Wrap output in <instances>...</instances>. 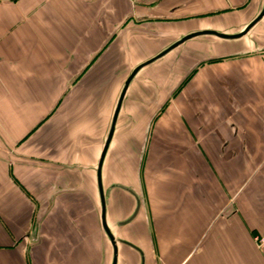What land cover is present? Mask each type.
Wrapping results in <instances>:
<instances>
[{
    "label": "crops",
    "instance_id": "1",
    "mask_svg": "<svg viewBox=\"0 0 264 264\" xmlns=\"http://www.w3.org/2000/svg\"><path fill=\"white\" fill-rule=\"evenodd\" d=\"M263 7L0 4V264H112L97 168L128 76L188 35L241 33ZM208 37L128 87L100 179L116 264H264V16L239 40ZM142 106L140 132L121 138L127 109ZM118 186L140 200L126 225L136 201Z\"/></svg>",
    "mask_w": 264,
    "mask_h": 264
},
{
    "label": "water",
    "instance_id": "2",
    "mask_svg": "<svg viewBox=\"0 0 264 264\" xmlns=\"http://www.w3.org/2000/svg\"><path fill=\"white\" fill-rule=\"evenodd\" d=\"M263 16H264V7H263V10L260 13V15L254 21H252L241 33H238V34L231 35V34L215 32V31H203V32H199V33H194V34L188 35V36L184 37L183 39H181L180 41H178L177 43H175L174 45H172L166 51H164L161 54H159L158 56H156L153 59H151V60L139 65L138 67H136L130 73V75L128 76V78H127V80H126V82L124 84V87L122 89V92L120 94V97H119V100H118V103H117V106H116V109H115V113H114V116H113L110 132H109L108 138H107V140L105 142L104 149H103V151L101 153L100 161H99L98 168H97L98 187H99L100 201H101L102 227H103V230H104L106 236L108 237L109 241L111 242V244H112V246L114 248V258H113V263L112 264H116L117 263L116 243H118V241L114 239V237L112 236V234H111V232H110V230L108 228V225L106 223L105 197H104V193L102 192V186H101L100 179H101L102 162H103V159H104V157L106 155L108 147L110 145L112 136L114 134L116 121H117V118H118V115H119V112H120V109H121V106H122V102H123V100H124V98L126 96V93H127V90H128V87H129L131 81L138 74V72L140 70H142L146 66L152 64L153 62L161 59L166 54H168L172 50L178 48L179 46H181L183 43H185L187 41H190L192 39H195L197 37H202V36L215 37V38H218V39H221V40H224V41L239 40V39L245 37L249 33V31L262 19ZM118 188H121L124 191H126L127 193H129L130 195H132L133 198L136 201V207H135L134 213L131 215V217L127 221H125V222L120 224V225H126V224L130 223L136 217V215H137V213H138V211L140 209V200L135 195V193H133L130 189L125 188V187H120V186H118ZM37 230H38V223L35 224V226H34V230H33V233H32V242L31 243H34L36 241ZM125 244L128 245V243H125Z\"/></svg>",
    "mask_w": 264,
    "mask_h": 264
},
{
    "label": "rangeland",
    "instance_id": "3",
    "mask_svg": "<svg viewBox=\"0 0 264 264\" xmlns=\"http://www.w3.org/2000/svg\"><path fill=\"white\" fill-rule=\"evenodd\" d=\"M206 39V44L207 45H211L213 44L215 41H221L219 39H214V38H205ZM228 42V41H227ZM125 60V59H124ZM128 60V59H126ZM84 101H88V99L84 96ZM83 103V102H82ZM130 108V107H129ZM150 107H137V108H133V109H127L125 116L123 117V129L121 132L120 137L124 138L125 134L124 132H130V130L134 131H138L140 132V127L143 124L144 125V119L145 117L148 115V113H150L149 111H147ZM150 110V109H149ZM142 115V118H141ZM138 118V120H136ZM126 126H129L127 128V130H124ZM132 149V148H131ZM129 199V198H128Z\"/></svg>",
    "mask_w": 264,
    "mask_h": 264
},
{
    "label": "built area",
    "instance_id": "4",
    "mask_svg": "<svg viewBox=\"0 0 264 264\" xmlns=\"http://www.w3.org/2000/svg\"><path fill=\"white\" fill-rule=\"evenodd\" d=\"M15 1L17 0H0V4L11 3ZM254 243L259 250H264V234L255 236Z\"/></svg>",
    "mask_w": 264,
    "mask_h": 264
}]
</instances>
